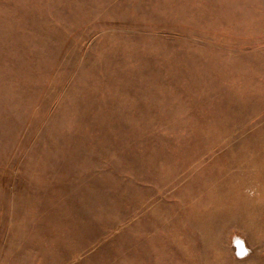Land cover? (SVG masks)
<instances>
[{"label": "rangeland", "instance_id": "rangeland-1", "mask_svg": "<svg viewBox=\"0 0 264 264\" xmlns=\"http://www.w3.org/2000/svg\"><path fill=\"white\" fill-rule=\"evenodd\" d=\"M0 264H264V0H0Z\"/></svg>", "mask_w": 264, "mask_h": 264}, {"label": "water", "instance_id": "water-1", "mask_svg": "<svg viewBox=\"0 0 264 264\" xmlns=\"http://www.w3.org/2000/svg\"><path fill=\"white\" fill-rule=\"evenodd\" d=\"M245 250H244V247L243 245H240L239 246V254L243 253ZM242 255V254H241Z\"/></svg>", "mask_w": 264, "mask_h": 264}]
</instances>
